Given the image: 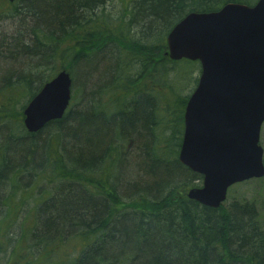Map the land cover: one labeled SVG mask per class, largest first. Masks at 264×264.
Returning a JSON list of instances; mask_svg holds the SVG:
<instances>
[{"label": "trees", "instance_id": "obj_1", "mask_svg": "<svg viewBox=\"0 0 264 264\" xmlns=\"http://www.w3.org/2000/svg\"><path fill=\"white\" fill-rule=\"evenodd\" d=\"M119 1L123 8L116 14L110 0L0 4V17H18L15 34L0 35V130H6L0 136V181L10 182L16 196L29 185L40 188L42 200L32 208L35 227L27 233L32 227L21 226L12 251L7 229L21 204L6 201L0 253L14 257L17 245L27 242L26 250L36 255L27 253L28 264H264V219L254 202L230 199L214 209L187 197L203 176L179 161L190 94L178 93V75L168 77L180 68L197 85L192 73L201 66L167 56V36L188 13L258 0ZM61 70L79 74L77 99L122 75L129 91L113 89L119 76L108 91L117 102L118 90L129 98L122 104L132 114L121 131L104 104L95 102L91 114L86 98L43 131L26 132V103ZM164 87L174 101L168 102ZM123 134L132 136L133 149H119ZM106 158H113L111 169L102 175L97 166ZM25 178L29 183L22 187ZM68 249L74 256L62 262Z\"/></svg>", "mask_w": 264, "mask_h": 264}, {"label": "water", "instance_id": "obj_2", "mask_svg": "<svg viewBox=\"0 0 264 264\" xmlns=\"http://www.w3.org/2000/svg\"><path fill=\"white\" fill-rule=\"evenodd\" d=\"M167 48L171 60L201 65L185 108L179 161L203 176L188 197L218 209L231 186L264 177V0L188 13L169 32ZM71 97L72 78L62 70L26 106L27 130L62 119Z\"/></svg>", "mask_w": 264, "mask_h": 264}, {"label": "rangeland", "instance_id": "obj_3", "mask_svg": "<svg viewBox=\"0 0 264 264\" xmlns=\"http://www.w3.org/2000/svg\"><path fill=\"white\" fill-rule=\"evenodd\" d=\"M5 0H0V4H2ZM108 8L110 11L114 14L118 13L120 9L123 8V5L121 6L119 0H112V2H108ZM10 8V6L8 7ZM18 17L14 16H7L3 15L0 17V35L2 33H5L6 35H13L16 32V24H17V19ZM180 69V68H179ZM176 73V75H169V80L174 79L178 75V93L181 94V96L186 97L189 94L192 93V91L195 89L194 83L190 81V77L186 74L184 77L181 75L179 72ZM7 74V73H6ZM4 74L3 76H5ZM7 76V75H6ZM16 76V75H15ZM12 77V81L17 80L16 77ZM200 72L198 70H195L192 73V80L195 78H199ZM75 81L77 83H80V76L78 73L74 74ZM168 80V81H169ZM3 81V82H2ZM1 85H3L5 80H1ZM172 82V81H171ZM170 84V83H169ZM78 86L77 84H73L72 87V101H71V106H73V103L75 100H77V94L75 93V89H77ZM79 89V88H78ZM162 93L163 95L167 98L168 102L174 101L176 96L175 94L172 93V90H170L169 87H164L162 88ZM81 94V93H80ZM115 97H117V100L119 101L120 99L123 98V93L120 91L115 93ZM113 96V95H111ZM111 98V97H110ZM108 98L107 101L104 103L107 105L108 103ZM126 102V101H125ZM109 104V103H108ZM169 117V116H168ZM172 118V117H171ZM112 120V119H111ZM112 123H115L114 120L111 121ZM45 133V132H44ZM47 132L46 134H48ZM1 135V132H0ZM45 134L42 135L41 137L44 138ZM261 146L264 149V125L262 128V133H261ZM130 149H133L131 146ZM134 152V151H133ZM136 153V152H134ZM132 153V154H134ZM264 158V157H263ZM0 168L3 170V165L0 164ZM27 180V178H25ZM23 180L21 182L22 187H25V184H27L26 180ZM28 181V180H27ZM23 192V191H20ZM39 193H41L40 188L31 190V185L28 186V192L26 193H18L17 196L14 195V191L12 188V185L8 181L1 180L0 181V221L4 220L7 216L8 213V207L6 206V201L9 198H13L17 203L19 202L21 204V209L18 210V212H14L13 214V219H12V226L7 229V239L11 240V243L9 245L10 251L13 250L16 240L20 237V235L23 233V230L21 229L22 225H28L32 227L31 229H26V232L28 233L29 230H32L35 227V220H36V211H34L32 208H35L36 205L38 204L39 201H42ZM232 199H237V200H248L250 202H254L260 212L262 220L264 219V177L259 178V179H253L251 181L241 183L234 185L229 189L228 192V201ZM11 218V217H10ZM8 218V219H10ZM34 222V223H32ZM29 246V243H19L17 245V251L14 253V257L12 254L10 255L9 252H4L0 253V264H28L29 259L27 258V253L30 255L31 253H34L33 256L36 257L35 252L32 250L28 251L26 250ZM25 247V251L24 250ZM74 254H72V249L65 250L63 252V260L62 262H67L69 258L73 257ZM57 259V258H56ZM55 259V260H56ZM40 264V263H39Z\"/></svg>", "mask_w": 264, "mask_h": 264}, {"label": "bare ground", "instance_id": "obj_4", "mask_svg": "<svg viewBox=\"0 0 264 264\" xmlns=\"http://www.w3.org/2000/svg\"><path fill=\"white\" fill-rule=\"evenodd\" d=\"M112 2V0H110ZM101 52V51H100ZM98 52V53H100ZM62 71V70H61ZM59 71L56 75H54L52 78H50L47 82H51L53 79H55V77L61 72ZM67 71V70H65ZM68 72V71H67ZM69 73V72H68ZM70 74V73H69ZM71 78H72V87H73V84H77V81H75V78H74V75L70 74ZM120 77V81L113 86V84L111 85L110 82L113 81L114 78L116 77ZM121 77L122 75L121 74H118L116 73V75L112 76V78L110 80H107L105 79L102 84L98 85V86H95L94 88H90V90H85L83 92H81V94L79 95V98L77 100H75V102L73 103V106H74V109H77L78 107V103H79V100H82L84 101L86 98H90L91 101H92V104H91V107H90V111H91V114L94 113L95 111V108L93 107V104L95 102H98L99 104H104L106 101H107V98L109 99L108 100V103L107 105H105L106 107V111L108 112V115H109V118H113L116 125H117V129L120 130V128L123 126V119L127 116V115H130L132 114V112L129 110V108L127 107V104H122L124 100L128 101L129 98H128V95H126V92L125 91H129L128 87L129 85H127L128 87H126L125 83H126V80L125 79H122L121 80ZM3 82V81H2ZM1 82V83H2ZM82 83V82H81ZM46 84V83H45ZM44 84V85H45ZM113 86V89H117V88H120V89H123L125 91H123V98L119 100V102L111 99L109 96H108V91H109V88H111ZM120 91V90H118ZM117 91V92H118ZM40 92V91H38ZM71 101H72V97H71V100H70V104H69V107L66 109L65 113H64V116L66 115V113L69 112V109L73 106H71ZM130 111V112H129ZM128 112V113H127ZM184 115H185V111H184ZM63 116V117H64ZM153 117L155 119V115L153 114ZM112 119V120H113ZM45 128H43L41 131H43ZM184 129H185V123H184ZM39 131V132H41ZM28 134H33V133H30L28 130L26 131ZM155 128L154 127H151L150 129V134L152 136V139L155 135ZM183 135H184V131H183ZM132 137L130 134H123L122 135V141L119 142V140L117 141V143L119 144V149L121 147V151L123 152L124 149H127V150H130L131 146H132V140L131 138ZM118 149V150H119ZM12 151V150H10ZM14 152H11L9 153V155H13ZM3 159V157H0V161ZM112 159L113 158H106L102 161L99 162L97 168H98V172L99 173H102V175L110 172V165H111V162H112ZM184 165V164H183ZM185 166V165H184ZM187 167V166H185ZM188 168V167H187ZM189 169V168H188ZM34 179V178H33ZM26 180V179H25ZM28 180V182H27ZM26 182L29 183V179L27 178ZM191 189V188H190ZM189 189V190H190ZM188 190V191H189ZM188 197V195H187ZM189 198V197H188ZM190 199V198H189ZM192 200V199H191ZM197 203H199L198 201L196 200H193ZM200 204V203H199ZM202 205V204H201Z\"/></svg>", "mask_w": 264, "mask_h": 264}, {"label": "flooded vegetation", "instance_id": "obj_5", "mask_svg": "<svg viewBox=\"0 0 264 264\" xmlns=\"http://www.w3.org/2000/svg\"><path fill=\"white\" fill-rule=\"evenodd\" d=\"M23 1H25V0H15V1L5 0L4 2L8 4V7H9V6L11 7L12 5H15V4H16V5H17V4L19 5V4H20L21 2H23ZM1 13H2V12H0V14H1ZM4 16H5V15H4ZM1 17H2V16H1ZM43 86H44V85H43ZM43 86H42V87H43ZM41 89H42V88H41ZM41 89H40V90H41ZM40 90H39V91H40ZM28 103H29V102L26 103V105H25V107H24V109H23V111H22V115H23V119H22L23 121H22V123H23V126H24V128H25L26 131H27V128H26V126H25V124H24V119H25V116H24V110H25L26 106L28 105ZM0 128H1V126H0ZM0 132H1V134H3L4 132H6V130H3V131L0 130ZM37 133H38V132H37ZM33 134H34V133H33ZM0 136H1V135H0ZM1 143H3V142H1Z\"/></svg>", "mask_w": 264, "mask_h": 264}]
</instances>
